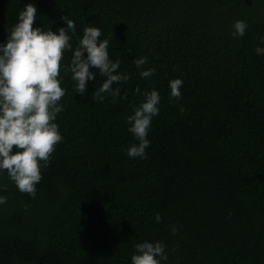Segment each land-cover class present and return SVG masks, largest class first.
Masks as SVG:
<instances>
[{
	"label": "trees",
	"instance_id": "16d2710c",
	"mask_svg": "<svg viewBox=\"0 0 264 264\" xmlns=\"http://www.w3.org/2000/svg\"><path fill=\"white\" fill-rule=\"evenodd\" d=\"M29 2L35 27L75 22L73 49L85 27H98L131 79L113 84L115 102L100 101L92 93L104 76L81 96L61 71L63 141L35 198L0 172V264H131L144 241L165 245L161 264H264V55L255 52L264 0H0V43ZM237 20L247 24L242 37L232 35ZM147 68L156 72L144 79ZM176 78L179 102L169 99ZM150 90L161 97L150 146L130 158L138 141L125 118Z\"/></svg>",
	"mask_w": 264,
	"mask_h": 264
},
{
	"label": "clouds",
	"instance_id": "9594fccd",
	"mask_svg": "<svg viewBox=\"0 0 264 264\" xmlns=\"http://www.w3.org/2000/svg\"><path fill=\"white\" fill-rule=\"evenodd\" d=\"M66 27L57 31L35 27L37 8L31 2L26 3L18 14L17 22L10 28L7 40L0 43V172H7L8 179L16 188L32 198L36 196V186L43 179L42 169L49 165L56 146L63 141L59 125L55 122L59 113L64 111L61 103L66 89L61 86V71L71 74L76 94L83 96L88 81L96 79L98 72L105 79L92 95L103 101L109 94L113 102L120 98V88L113 84L126 83L129 74L118 70L120 61L113 62L108 53L109 41L98 27L87 26L73 49L72 36L75 35V22L62 16ZM234 37H242L247 29L243 20L233 24ZM264 43V39L261 40ZM71 51L70 63L65 66L64 55ZM255 52L264 55V47ZM146 57L134 61L137 69H143ZM96 69V72L90 69ZM156 72L155 68L140 71L147 79ZM183 80L169 81V99L179 102ZM135 91L141 93L139 86ZM143 99L133 107L131 115L126 116L128 132L138 143L127 149L130 158H146V149L150 146L147 139L152 120L159 115L160 94L157 90L142 93ZM126 99V97H124ZM183 114L185 109L180 107ZM6 190V189H5ZM7 198L0 196V204ZM157 223L162 221L159 213L155 215ZM171 231L177 229L172 226ZM131 264H161L167 260L165 245L160 242L144 241L135 246Z\"/></svg>",
	"mask_w": 264,
	"mask_h": 264
}]
</instances>
